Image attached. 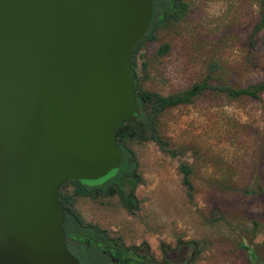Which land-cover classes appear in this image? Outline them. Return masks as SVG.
<instances>
[{"label":"rangeland","instance_id":"obj_1","mask_svg":"<svg viewBox=\"0 0 264 264\" xmlns=\"http://www.w3.org/2000/svg\"><path fill=\"white\" fill-rule=\"evenodd\" d=\"M181 1L184 15L138 47V89L168 96L204 79L235 89L264 82L258 0ZM161 45L167 52L158 56ZM154 127L177 156L170 158L149 139L126 141L140 179L132 214L116 196L73 197L70 208L126 245L145 244L150 253L191 242V264H264V89L255 99L206 90L189 104L162 111ZM179 162L191 169V199Z\"/></svg>","mask_w":264,"mask_h":264},{"label":"water","instance_id":"obj_2","mask_svg":"<svg viewBox=\"0 0 264 264\" xmlns=\"http://www.w3.org/2000/svg\"><path fill=\"white\" fill-rule=\"evenodd\" d=\"M150 0H0V264H77L59 187L116 170Z\"/></svg>","mask_w":264,"mask_h":264},{"label":"trees","instance_id":"obj_3","mask_svg":"<svg viewBox=\"0 0 264 264\" xmlns=\"http://www.w3.org/2000/svg\"><path fill=\"white\" fill-rule=\"evenodd\" d=\"M164 0H153L154 8L148 27L142 38L134 45L130 54L131 71H134V57L138 47L142 42L153 41L155 31L163 25L178 21L185 13L186 4L177 0L171 6L161 4ZM166 9L165 14L160 12V8ZM259 17L255 25V31L263 33L264 43V0H258ZM167 52V45H161L157 49V55L162 56ZM264 89V82L245 88H232L229 86H212L207 79L200 83L191 85L186 91L174 95L160 96L157 93H150L138 89L135 81L134 91L138 105V111L133 116L132 121H123L115 129V142L121 151V162L116 170L108 173L104 178L95 181H69L63 183L57 192V201L60 205L71 207L73 197H88L91 199L116 196L120 206L129 214L138 208V201L134 195L135 187L140 179L136 174V163L131 150L127 147L126 141L136 138L152 140L161 152L175 158L177 154L173 149L159 137L154 127V119L165 109L179 105L189 104L197 96L206 90H216L230 98L249 97L257 98ZM177 170L181 176V183L185 188L186 196L191 199L192 184L190 181L191 169L188 164L179 162ZM67 186L71 191H65ZM73 212V211H71ZM196 252V249L195 251Z\"/></svg>","mask_w":264,"mask_h":264},{"label":"flooded vegetation","instance_id":"obj_4","mask_svg":"<svg viewBox=\"0 0 264 264\" xmlns=\"http://www.w3.org/2000/svg\"><path fill=\"white\" fill-rule=\"evenodd\" d=\"M150 1L153 11L154 3ZM176 1L164 0L161 4L171 6ZM165 11L164 7L160 8L163 15ZM62 207L64 245L77 264H191L193 261L194 243L178 241L172 247L160 246L157 253H150L145 244L126 245L112 231L100 228L96 221L66 205Z\"/></svg>","mask_w":264,"mask_h":264}]
</instances>
